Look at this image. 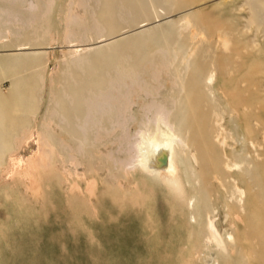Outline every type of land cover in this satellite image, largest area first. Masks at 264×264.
Instances as JSON below:
<instances>
[{
    "label": "rangeland",
    "instance_id": "obj_1",
    "mask_svg": "<svg viewBox=\"0 0 264 264\" xmlns=\"http://www.w3.org/2000/svg\"><path fill=\"white\" fill-rule=\"evenodd\" d=\"M103 1L0 0V55H9L8 64L13 68L11 70L4 69L0 71V89L2 91L6 90L9 86V79H12V83L19 90L22 89L20 90L21 93H26L23 104L22 101L19 102V99L15 97H9L7 101L1 102L3 103L2 105L0 104V107H3L7 112V116L4 118L5 129L3 128V136L0 143V148L2 147L1 149L4 151H0V156H3V153L5 154L3 157L1 156L2 159L0 158V264H117L116 261L111 262V258L108 257L107 242L103 238V236L105 237L104 206L110 197L118 199L121 195L128 196V190L123 188L124 186H121L123 190L121 187L118 188L117 182H119L118 185L120 183L124 185L126 180L132 178L134 171H132L130 163L134 162L135 158L133 156L136 155V150L134 149L136 147H134L133 141L138 137L135 131L141 128L145 129L147 133L154 131V124L150 120V117L152 118L150 115L157 109L159 103L167 111H170V122H173L175 114L178 113L183 104L184 106H188V108L192 107V110H188L190 114L187 111V125L192 124L193 126V123L197 124L200 119L202 123V133H200H205L203 136L205 142L208 143L211 158L220 160L221 164L225 161L230 166V171H220L219 177H226L227 179L230 176H236L240 178L236 184L232 181H226L224 187L219 189L220 186L214 182L215 179L208 177L212 176L210 174L211 166L205 165V167L202 161L199 160L200 156L196 151L197 144L193 141V133H186L184 129L180 131L179 135L182 140L189 139L187 142L191 145V149L189 150H186L182 146L181 148H177V155L179 158L181 157L180 159L178 158V161L180 163L184 162L180 165L181 167L183 166V171L186 173L185 182L187 184L185 183L184 195L188 196L184 197L186 202L184 201L183 205L180 203L176 204L173 200L171 205H175L176 210L182 215L185 214L183 215L184 217H190L189 221L191 225L198 227L201 239L193 240L195 241L194 244H197L195 246L200 248V246L206 245L205 250L201 249L198 251L196 255L198 258L195 260L198 263L194 262V264H216V246L209 239V234L204 229L205 224L212 221L221 242L226 244L229 241L233 228L229 225L228 218L223 215V204L227 203L230 208H236L237 210L247 200L249 190L251 196H254L260 206L264 204V195L262 194L264 193V171L261 170L263 168L261 160L264 159V130L259 121L264 116V0H234L230 3H221V7H217L219 4H215L217 1L214 0H162L163 2L161 0H157V2L156 0H152L153 5H157L152 9L153 11H150V17L139 15L138 13L140 12L138 8L136 9L137 5L134 6L131 2H127L129 0H125L126 2L124 0H114V3L117 2L114 4V8L119 7V9L117 7L119 11L113 9L115 15L119 16L116 17V15L115 17L117 18V22L119 20L118 23L122 25L119 24L116 29L117 31L114 30V32L110 33L108 30L103 31L105 28L103 27L104 23L103 21L101 23L99 20L101 12L99 10H102ZM147 1L142 0L144 4H151V0L150 2ZM170 2V5L167 4ZM131 4L134 6V9ZM205 6L209 7L208 10ZM158 15L160 18L169 17L170 15L171 18L168 19L170 21L166 24L167 26L165 24H161L160 26H157L158 24L150 25V22H153ZM233 18H235L234 21ZM163 23L165 22L163 21ZM230 23L235 26L232 27L234 29L231 28ZM144 24L150 26L139 30L136 29ZM229 24L230 27H228ZM153 26L156 29L152 28ZM158 27H162L161 29L163 30L161 31ZM169 29H172L173 32ZM155 30L161 31L164 43L168 41L174 44L171 43V45L173 44L172 46L170 43L169 45H167L168 43L164 44L163 38L160 39L161 37H159L160 33H157L158 31ZM138 32L142 39L139 38ZM140 32L145 33L146 36L140 34ZM30 33L31 35H29ZM166 33H169V35L172 33L167 40ZM117 35L120 37L117 39L119 41L115 40L117 44H114L113 40L111 43L109 42L110 45H105L107 48L104 46L105 48L102 52H104V55H108L107 57H104L103 53L102 55L101 53H96L95 55L94 52L96 51L90 49L95 43ZM234 35H237V37ZM224 36L230 38V45L228 44V38ZM232 37L235 38L232 39ZM140 39V42H143L144 46L139 43ZM122 41L127 49L124 45L118 44ZM157 41L162 42V45L160 44V46ZM234 41L235 43H233ZM155 43L157 46L154 45ZM236 43H238V46ZM76 44L87 47L90 51L86 50L80 56L79 54L75 55L76 57L71 56L66 51L71 50L69 46H77ZM115 45L121 47H115ZM223 45L227 46L225 47V51L222 48ZM108 46L109 48L111 47L110 49L112 47H115L114 49L119 48L124 53L118 50L117 52L115 50L112 51L113 49L108 51ZM128 49H131V51ZM106 50L109 54H105ZM175 50H178L176 51L177 53L173 52ZM31 52L38 54L41 61L43 59V62L40 61L42 64L44 63L43 69H41L43 72L41 70L35 72L26 65H23L25 66L23 67L19 64L18 56L22 53ZM62 52H65L66 55L68 53V55L66 56L64 53L63 57L61 55ZM82 56L87 58V60L83 59ZM102 56L104 57L103 60ZM116 56L121 57L120 59L122 60L117 58L120 60V64L122 62L124 65H129V67H126L128 69L125 70L129 74L132 71L131 75L120 76V74H125L126 71L120 73L123 72L121 68L125 66L120 65L118 62L116 63V61L111 62L112 57L115 58ZM81 57L83 60L80 59ZM173 57H175L176 62ZM92 59H98L99 62L101 60L105 61L104 64L108 67L107 70L103 63H97L95 60L93 64L91 62ZM136 60L137 63L139 62L138 65H136ZM72 61H75V65L72 64ZM172 63L173 66L171 65ZM2 64L3 62L0 61V66ZM96 64L99 66V69H97ZM139 64L141 65L139 66ZM79 65L82 69H80ZM142 65L146 66L142 68ZM13 66L16 67L14 68ZM19 66L23 69H19ZM72 66H76L75 69ZM110 66H112L113 70ZM100 67L102 71L105 69L106 73L100 72ZM135 68L136 71L139 70L141 72H136L139 75L137 74L136 77H133ZM95 69L100 73L97 74ZM117 69L121 71L119 72ZM142 69H144V72ZM79 70L80 72L84 70L82 72L83 75L78 74ZM92 70L93 72H91ZM176 70L178 71L175 73ZM111 71L115 73V76H118L117 78L122 76L132 77L128 79L122 77L123 80H116ZM66 72H70L71 74L68 73L69 75H67ZM101 73L105 74L104 79H106L107 73H110L107 75L108 78L104 80L105 83L107 82L105 85L107 87L104 84L103 86L107 89L111 83L114 84L115 82L121 87L120 92L117 90L119 88H116L118 86H113L114 90H111L112 85L110 86L111 91H103L105 88L102 85L103 89H98V91L102 90V93H97V90H93L95 89L93 86L99 83L97 78L101 76ZM188 74L189 76H187ZM76 75H78L77 78ZM205 75H210V77L212 75L211 78L213 80L207 76L210 78H208L209 81L211 80L208 83ZM68 76H71V83L68 80ZM109 76L114 77L115 81L111 79V82ZM34 77L36 78L35 80ZM93 77L96 79V83L87 86L88 91L83 89L86 88V85H83L84 87L82 88V82L86 84ZM32 78L33 81H30ZM40 79L41 81L44 79V81L40 82ZM199 79H202L201 82H199ZM25 80L28 81L26 82ZM57 80L61 83L58 84ZM25 82L28 84V89ZM62 82H65V86ZM40 83L44 84L41 85ZM66 83L70 84L66 85ZM78 83L81 84L79 85ZM99 84L96 86L97 88L100 87ZM72 85L76 86L72 88ZM58 86L60 89L63 87L61 92L55 91L59 89H57ZM40 87L42 88L41 91ZM78 87L82 91H85L82 95L79 92L81 89L77 90L79 97L75 98V100L71 93L72 89L74 90ZM35 90L38 93L34 92ZM94 91L97 93L94 94H100V96H90V93ZM86 92L89 94L87 95ZM59 93L66 100L68 109L70 107V110L67 109V112H65L66 114L55 109L56 106H59L57 101H55V97H58ZM182 95H185L187 103ZM36 98L38 99L36 100ZM68 100L69 102H74L69 103ZM79 100L85 104H81ZM53 101L57 105H52ZM31 102H34L33 105H37H34L35 109L37 108L36 110L32 109L34 106L29 107ZM85 105L88 108H82ZM74 106L78 107H76L78 109L77 113L82 111L83 114L78 113L79 116L76 115L75 111L71 109ZM79 107L81 108L80 111ZM76 108L74 107L73 109ZM213 108L216 109L213 110ZM244 108L246 110L243 111ZM52 109H54V113ZM87 110H89V113ZM135 112L137 113L136 115H134ZM29 113L32 114L30 115ZM107 113L111 116H105ZM54 114H57V116ZM102 115L105 117H102ZM217 115L219 116L217 117ZM85 116H87V120L89 118L88 124L85 121ZM146 116L147 118H144ZM133 117L136 122L132 121V123L131 118ZM214 117H217V121L214 120ZM83 118L85 119V122L83 121L84 124L81 123ZM139 118H142V122H140ZM147 119L152 122L150 123ZM70 120L75 125L80 124V128L77 126L80 130L90 131L88 135L85 134L86 131L83 133V131L79 130L77 133L82 137L77 138L73 134L72 137L69 133L71 129L69 126ZM98 121H100V124ZM138 121L139 123L137 124ZM12 122L14 123L10 125ZM143 123L144 128L141 127ZM213 123H216V126ZM204 124L205 126H203ZM100 125L102 126L100 127ZM107 125L109 129H107ZM87 127L91 128L88 129ZM68 128L70 129L68 130ZM78 128L75 127L77 131ZM163 129L161 128L158 131L160 137L164 136ZM105 131L108 135L112 134V136H108L106 133L103 134ZM111 131L115 132L112 133ZM93 132L95 136H92L91 133ZM99 134L101 137L107 135L109 138L106 136L105 140L102 141V138H99ZM214 136H219L215 139L217 140L216 142H212ZM61 139L62 141H60ZM85 140L86 142H84ZM87 141H92L94 145H92V142L90 144ZM95 141L96 143H94ZM221 141L222 144L224 141L223 145H220ZM250 144L254 146L252 147ZM192 153L197 155L198 159L196 162L190 157ZM237 153L238 156L235 157L234 155H237ZM241 154L243 157L240 156ZM7 161L9 162L6 163ZM9 165L10 168L7 171ZM234 165L240 166L237 168ZM128 170L129 172H127ZM73 183L75 185L69 187V184ZM260 183L261 185H259ZM257 184L259 187H257ZM35 185H39V187L37 186L38 189ZM84 186H88L89 188L91 186V190L87 187L86 189L92 191V195L87 190L85 192ZM31 189L35 192L31 191ZM103 190L104 192H102ZM242 191L243 195L241 194ZM255 252H257L256 249ZM259 259L261 260L262 258L260 257ZM259 259L255 258L256 261H260ZM256 263L255 261L253 262V264ZM130 264H139V262L134 259Z\"/></svg>",
    "mask_w": 264,
    "mask_h": 264
},
{
    "label": "bare ground",
    "instance_id": "obj_2",
    "mask_svg": "<svg viewBox=\"0 0 264 264\" xmlns=\"http://www.w3.org/2000/svg\"><path fill=\"white\" fill-rule=\"evenodd\" d=\"M119 1H121V0H119ZM125 1V0H124ZM155 1V0H154ZM162 1V0H161ZM214 1H217L215 4H219V5H217V7L219 6V7H221L220 6V4L221 3H230V2H232V1H234V0H214ZM250 1V0H249ZM248 1V2H249ZM116 2V1H115ZM126 2V1H125ZM127 2H131L134 6L135 5H137V7H136V9L138 8V10H139V12L140 13H138L139 15H142V17L143 16H145V17H150L151 16V13H150V11L153 9V8H155V6L157 5H153V3H152V0H151V4H149L148 5V3L145 5L143 2H142V0H129V1H127ZM147 2H150V0H148ZM156 2H157V0H156ZM163 2V1H162ZM169 2V1H168ZM201 2V1H200ZM246 2V1H245ZM117 3V2H116ZM116 3H114V0H104L103 1V6H101L102 7V10L100 9L99 11H101L100 12V22L101 21H103V27H105L104 29H103V27H102V29H103V31H105V30H108L109 31V33L110 32H114V30H116L117 28H118V25L119 24H121V23H118L119 22V20H118V22H117V18L116 17H119L117 14V16L115 15V11L114 10H116L117 9V7H116V9L114 8V4H116ZM165 3H166V1H165ZM212 3V2H211ZM214 3V2H213ZM132 4H131V6H132ZM167 4H171V2L170 3H167ZM166 4V5H167ZM192 4V3H191ZM199 4V3H198ZM204 4V3H203ZM207 4V3H206ZM244 4V3H243ZM250 4V3H249ZM148 5V6H147ZM174 5V4H173ZM210 5V4H209ZM212 5H214V4H212ZM129 6V5H128ZM134 6H132L133 7V9H134ZM168 6V5H167ZM190 6V5H189ZM201 6V5H200ZM241 6V5H240ZM250 6V5H249ZM207 7V10H208V6H205V8ZM213 7H215V6H213ZM212 7V8H213ZM252 7V6H251ZM7 8V7H6ZM131 8V7H130ZM194 8V7H193ZM216 8V7H215ZM114 9V10H113ZM118 9H119V7H118ZM116 10V11H119V10ZM125 9H126V7H125ZM132 9V8H131ZM132 9V10H133ZM192 9V8H191ZM190 9V10H191ZM186 10V9H185ZM195 10H196V8H195ZM201 10V9H200ZM98 11V12H99ZM153 11V10H152ZM187 11V10H186ZM234 11V10H233ZM232 11V12H233ZM185 12V11H184ZM190 12V11H189ZM188 12V13H189ZM181 13H183V12H181ZM186 13V12H185ZM184 13V14H185ZM98 14V13H97ZM96 14V15H97ZM179 14V13H178ZM190 14V13H189ZM177 15V14H176ZM98 16V15H97ZM116 16V17H115ZM182 16V15H181ZM228 16V15H227ZM251 16V15H250ZM169 18H171L170 17V15H169V17H165V18H160V16L158 15V16H156V19L153 21V22H150V25H152V24H158L157 26H160L161 24H167V23H169V21L170 20H168ZM237 18V17H236ZM149 19V18H148ZM234 19L235 18H233V21H234ZM245 19V18H244ZM97 20V19H96ZM135 20V19H134ZM168 21V22H166V21ZM98 21V20H97ZM133 21V20H132ZM163 21L165 22V23H163ZM175 22V21H174ZM173 22V23H174ZM102 23V22H101ZM100 23V24H101ZM234 23V22H233ZM231 24V23H230ZM230 24H229V26L228 27H230ZM234 24H236V23H234ZM240 24V23H239ZM238 24V25H239ZM102 25V24H101ZM122 25V24H121ZM150 25H148V24H144V25H142V26H140V27H137L136 29H141V28H144V27H146V26H150ZM164 25V26H165ZM246 25V24H245ZM163 26V25H162ZM167 26V25H166ZM165 26V27H166ZM171 27V26H170ZM232 27H235L234 25H232L231 24V28ZM239 27H240V25H239ZM242 27V26H241ZM243 27H244V25H243ZM242 27V28H243ZM247 27V26H246ZM120 28V27H119ZM151 28V27H150ZM152 28H154V29H156V27L155 26H153ZM159 29H161L162 27H158ZM230 28V29H231ZM237 28V27H236ZM166 29V28H165ZM232 29H234V28H232ZM239 29V28H238ZM255 29V28H254ZM150 30V29H149ZM153 30V29H152ZM151 30V31H152ZM163 29H161V31H162ZM170 30V29H169ZM218 30V29H217ZM117 31V30H116ZM154 31V30H153ZM155 31H158V30H155ZM160 31V32H161ZM170 31H172V29L170 30ZM255 31V30H254ZM69 32V31H68ZM159 31L157 32V33H160ZM168 32V31H167ZM173 32V31H172ZM218 32V31H217ZM231 32V31H230ZM107 33V32H106ZM165 33V32H164ZM219 33V32H218ZM218 33H216L217 35H218ZM222 33V32H221ZM235 33V32H234ZM237 33V32H236ZM256 33V32H255ZM140 34H144L145 35V33H143V32H140ZM167 34V38H166V40L168 39V37L172 34H170L169 35V33H166ZM29 35H31V33L29 34ZM138 35H139V32H138ZM160 36L159 37H161L160 39H162L163 38V34L162 33H160L159 34ZM220 35V34H219ZM237 35H239V34H237ZM237 35H234V36H236L237 37ZM256 35V34H255ZM261 35H262V33H261ZM108 36V35H107ZM136 36H137V34H136ZM140 36V35H139ZM146 36V35H145ZM138 37V36H137ZM137 37H135V38H137ZM218 38H219V36H217ZM225 38H228L227 36H224ZM239 37V36H238ZM240 37H241V35H240ZM239 37V38H240ZM30 38V37H29ZM31 38H32V36H31ZM120 37H119V35H117V36H114V37H111V38H109V39H107V40H104V41H100V42H97V43H95L94 44V46L93 47H91L90 49H93L94 51H96V52H94L93 50H91L92 52H94L95 53V55H96V53H101V55H102V53H103V56L104 57H107L108 55H104V52H102L103 50H104V48L106 47L105 45L106 44H108V45H110L109 44V42L111 43V41H113V43L115 44L117 41H119V40H117V39H119ZM126 38V37H125ZM129 38V37H128ZM139 38H141L142 39V37L140 36ZM156 38V37H155ZM158 38V37H157ZM224 38V39H225ZM233 38H235V37H232V39ZM141 39L139 40V43L140 44H142L143 42H140L141 41ZM170 39V38H169ZM241 39V38H240ZM245 39V38H244ZM251 39H253V38H251ZM263 39V38H262ZM115 40H117V41H115ZM143 40H145L144 38H143ZM142 40V41H143ZM165 40V41H166ZM230 40V38H228V41ZM162 41V40H161ZM172 41H173V39H172ZM219 41H220V39H219ZM227 41V42H228ZM233 41V40H232ZM242 41V40H241ZM244 41V40H243ZM246 41H248V40H246ZM157 42H159V41H157ZM156 42V43H157ZM167 43H164V38H163V43L164 44H167V45H169V43L170 42H168V41H166ZM224 42V41H223ZM237 42H238V39H237ZM156 43L154 44V45H156ZM171 43H173V42H171ZM171 43H170V45H171ZM225 43V42H224ZM233 43H235V41L233 42ZM254 43V42H253ZM256 43V42H255ZM117 44V43H116ZM119 45L121 44V45H124L125 46V44L123 43V41L121 42V43H118ZM162 45V42L160 43L159 42V45ZM163 44V45H164ZM174 44V43H173ZM172 44V45H173ZM221 44V43H220ZM229 45H230V41H229V43H228ZM258 44V43H257ZM69 45H71V44H69ZM77 45V44H76ZM119 45H115V47L116 46H118V47H121V46H119ZM135 45H138V44H135ZM143 46H144V44H142ZM160 45V46H161ZM171 45V46H172ZM225 45H227V44H225ZM232 45V44H231ZM236 45L238 46V43H236ZM105 46V47H104ZM131 46H132V44H131ZM138 46H140V45H138ZM157 46V45H156ZM170 46V47H171ZM221 46H222V44H221ZM114 47V48H115ZM126 47V46H125ZM134 47V46H133ZM135 47H137V46H135ZM169 47V48H170ZM225 47H227V46H224L223 45V50L225 51ZM68 48V47H67ZM69 48H71V50H69V51H66V52H68L71 56H75V55H78L79 54V56H80V54H82V52H85L86 50H89V48H87V47H83L82 45H77V46H74V45H72V46H69ZM107 48V47H106ZM111 48V47H110ZM109 48V46H108V51L109 50H112V51H116L117 52V50L120 52V51H122L123 52V50H119V48L118 49H114L113 47H112V49H110ZM124 48V47H123ZM122 48V49H123ZM154 48V47H153ZM180 48V47H179ZM47 49V48H46ZM126 49H127V47H126ZM125 49V50H126ZM132 49V48H131ZM131 49H128L129 51H131ZM151 49V48H150ZM246 49V48H245ZM20 50H24V49H20ZM135 50V49H134ZM250 50V49H249ZM90 51V50H89ZM107 50H106V52H105V54L106 53H108L109 54V52H108ZM152 51H153V49H152ZM176 51H178V50H175V51H173L174 53L176 52ZM244 51V50H243ZM41 52V51H40ZM111 52V51H110ZM115 52V53H116ZM121 52V53H122ZM228 52V51H227ZM245 52V51H244ZM39 53V52H38ZM65 53V52H64ZM63 52H62V56H63V54H64ZM68 53H67V55H68ZM113 53V52H112ZM124 53V52H123ZM177 53V52H176ZM41 54H43V52H41ZM171 54H173L172 52H171ZM65 55H66V53H65ZM66 55V56H67ZM101 55H99L100 57H101ZM120 55V54H119ZM118 55V56H119ZM228 55H229V53H228ZM42 56V55H41ZM40 56V58H42ZM65 56V57H66ZM102 56V60H103V57ZM118 56H116L115 58L114 57H112L113 59H111L112 61L111 62H114V61H116V63L118 62H120V60H122V59H120ZM174 56V55H173ZM9 55H5V56H2V55H0V61H2L3 62V64L0 66V71H3L4 69H7V70H11V69H13L9 64H8V60H9ZM64 57V56H63ZM76 57V56H75ZM78 57V56H77ZM83 57V56H82ZM82 57L80 58V59H82ZM97 57H98V55H97ZM177 57V56H176ZM117 58H119V59H117ZM147 58H148V56H147ZM174 58V61L176 60L175 59V57H173ZM172 58V59H173ZM79 59V60H80ZM83 59H86L87 60V58H84L83 57ZM82 59V60H83ZM110 59H108V60H110ZM115 59H117V60H119V61H117V60H115ZM146 59V58H145ZM171 59V60H172ZM237 59H239L238 57H237ZM246 59V58H245ZM259 59V58H258ZM264 59V58H263ZM93 60V61H92ZM91 60V62L93 63H95V60H96V62L97 63H105V61H100L99 62V60L98 59H92ZM141 60V59H140ZM234 60V59H233ZM232 60V61H233ZM241 60V59H240ZM18 61L20 62L19 64H21L22 66L23 65H26L27 67H29L31 70H33V71H35V72H37V71H40L41 69H43L42 67L44 66V63L42 64L41 62H43V59H42V61H41V59H39V56H38V54H34V53H22V54H20L19 56H18ZM41 61V62H40ZM76 61V60H75ZM75 61L73 62L72 61V64H74L75 65ZM81 61V60H80ZM144 61H146V60H144ZM239 61V60H238ZM256 61V60H255ZM82 62V61H81ZM88 62V61H87ZM109 62V61H108ZM136 63H137V60L135 61ZM171 62V61H170ZM176 62V61H175ZM174 62V63H175ZM234 62V61H233ZM93 63V64H94ZM139 63V62H138ZM138 63L136 64V65H138ZM145 63V62H144ZM143 63V64H144ZM197 63V62H196ZM239 63V62H238ZM87 64V63H86ZM85 64V65H86ZM120 64V63H119ZM142 64V63H141ZM141 64H139V66L141 65ZM82 65H83V63H82ZM97 65V64H96ZM99 65H101V64H99ZM105 65V64H104ZM110 65V64H109ZM112 65L114 66V64L112 63ZM116 65V64H115ZM118 65V64H117ZM120 65H124L122 62H121V64ZM119 65V66H120ZM135 65V66H136ZM172 66H173V63L171 64ZM229 65H231V64H229ZM234 65V64H233ZM80 66V65H79ZM86 66H88V65H86ZM106 66V70H107V65H105ZM125 67L124 68H121L122 70H123V72H120L121 70L119 69H117L120 73H124L126 70L125 69H128V68H126L127 66L129 67V65L128 64H126V65H124ZM134 66V65H133ZM138 66V67H139ZM146 66V65H142V68H144V67ZM235 66H236V64H235ZM250 66V65H249ZM14 67V66H13ZM16 67V66H15ZM14 67V68H15ZM18 67V66H17ZM23 67H25V66H23ZM73 67V66H72ZM76 67V66H75ZM75 67H73L74 69H75ZM98 67V68H97ZM97 67H94V68H97V69H99V66L97 65ZM101 67H104V66H101ZM101 67H100V72H105L106 73V71H102V69H101ZM111 67V69H112V66H110ZM121 67V66H120ZM123 67V66H122ZM137 67V68H138ZM190 67V66H189ZM23 69L22 67H20L19 66V69ZM114 68V67H113ZM115 68H116V66H115ZM179 68V67H178ZM193 68H195L194 66H193ZM232 69H233V67H231ZM29 69V70H30ZM80 69H82V67L80 66ZM97 69H95V72L97 71ZM132 69V68H131ZM131 69H129V70H131ZM174 69V68H173ZM66 70H67V68H66ZM84 70H86V69H84ZM84 70H82V72L84 71ZM110 70V69H109ZM108 70V71H109ZM113 70V69H112ZM128 70V71H129ZM143 70V72H144V69H142ZM175 70V69H174ZM188 70V69H187ZM202 70V69H201ZM204 70V69H203ZM206 70V69H205ZM235 70V69H234ZM42 71V70H41ZM90 71V70H89ZM178 70H176L175 71V73L177 72ZM232 71V70H231ZM43 72V71H42ZM76 72V71H75ZM79 72V73H78ZM77 73L78 74H80V75H83L82 74V72H80V70L78 71ZM86 72H88V71H86ZM86 72H85V74H86ZM91 72H93V70L91 71ZM99 71H97L96 73L98 74V73H100ZM110 72V71H109ZM112 73H113V71H111ZM127 72V71H126ZM126 72H125V74H120V76L121 75H128L129 73L127 72V74H126ZM132 71H130V74L129 75H131L132 73H131ZM135 73L136 72H141V71H136V68H135V71H134ZM133 72V73H134ZM228 72V71H227ZM229 72H230V70H229ZM41 73V72H40ZM39 73V74H40ZM64 74H65V72H63ZM69 74H71L70 72H68ZM67 72H66V74L67 75H69ZM117 74H118V72H116ZM134 73V75H132L133 77H136L137 76V74L139 75V73H136L135 74ZM224 73V72H223ZM232 73V72H231ZM64 74H63V76H64ZM72 74H74V73H72ZM95 74V73H94ZM108 74H110V73H107V75ZM141 74V73H140ZM194 74V73H193ZM213 74V73H212ZM228 74V73H227ZM42 75V74H41ZM40 75V76H41ZM59 75H61V74H59ZM96 75V74H95ZM101 76L100 77H96L97 78V81L100 83H98L99 85H100V87L99 88H97L96 86H98V84L96 83V79L94 78H92L89 82H86V84L85 83H83L82 82V84L81 83H78L79 85L81 84L82 85V88L84 87L83 85H86V88H83V89H85V90H87V86H89V85H94L95 83V85L93 86V88L95 87V89H93V90H97V93L99 92H101V91H98V89L100 90V88L101 89H103V87L107 84V82L105 83V81L104 80H106L108 77H107V75H106V79H104V75L105 74H100ZM112 75V74H111ZM113 75L115 76V73H113ZM195 75V74H194ZM204 75V74H203ZM202 75V76H203ZM260 75V74H259ZM262 75V74H261ZM39 76V77H40ZM62 76V77H63ZM77 76L78 75H76V78H77ZM132 76H129V77H132ZM187 76H189V74L187 75ZM206 76V75H205ZM207 76H209L210 77V75H207ZM206 76V77H207ZM228 76V75H227ZM230 76V75H229ZM43 77V76H42ZM65 77V76H64ZM71 77V76H70ZM70 77L68 76V80H69V82H70ZM112 76H109V79L111 80H113V81H115L114 80V77H112ZM118 76H115V79L116 80H118V79H121V80H123V78H125L126 76H122V77H120V78H117ZM128 76L126 77L127 79L129 78ZM195 77H197V76H195ZM209 77H207V80L206 81H208V83H210L211 82V80H213L211 77H212V75H211V80L209 81ZM217 78H218V76H216ZM262 77V76H261ZM41 78V77H40ZM65 78H67V77H65ZM100 78V79H99ZM125 78V79H126ZM183 78V77H182ZM188 78V77H187ZM200 78V77H199ZM209 78V79H208ZM25 79V78H24ZM36 78L34 77V80H35ZM58 79H59V77H58ZM61 79V78H60ZM59 79V80H60ZM64 79V78H63ZM124 79V80H125ZM134 79V78H133ZM179 79H181V78H179ZM219 79V78H218ZM19 80V79H18ZM59 80H57L58 81V84H60L59 83ZM67 80V81H68ZM78 80V79H77ZM112 80H111V82H112ZM132 80V79H131ZM196 80H197V78H196ZM200 81L199 82H201V80L202 79H199ZM15 81V80H14ZM26 81V80H25ZM28 81V80H27ZM26 81V82H27ZM30 81H33V78L30 80ZM40 82H42V81H44V79L41 81V79L39 80ZM60 81H62V80H60ZM64 81V80H63ZM72 81H74V80H72ZM108 81V80H107ZM185 81V80H184ZM188 81V80H187ZM198 81V80H197ZM205 81V80H204ZM25 82V83H26ZM80 82V81H79ZM110 82V81H109ZM151 82V81H150ZM153 82V81H152ZM198 82V83H199ZM227 82H229V81H227ZM65 83V82H64ZM63 82H62V84L65 86V84H64ZM71 83V82H70ZM69 83V84H70ZM75 83V82H74ZM197 83V82H196ZM203 84H204V82H202ZM201 83V84H202ZM27 84V83H26ZM33 84H35V83H33ZM41 85L42 84H44V83H40ZM69 84H67L66 83V85H69ZM88 84V85H87ZM103 84H104V86H103ZM200 84V85H201ZM23 85V84H22ZM31 85V84H30ZM78 85V86H79ZM101 85L103 86V87H101ZM112 85V86H111ZM182 85V84H181ZM24 86V85H23ZM22 86V87H23ZM44 86V85H43ZM52 86V85H51ZM50 86V87H51ZM74 86H76V85H72L71 87L73 88ZM110 86H111V88H110ZM110 86H108V90L105 88V87H107V86H105L104 88L106 89H104L103 91H111V90H114L113 89V86L115 87V86H118L115 82H114V84H110ZM241 86H242V84H241ZM244 86V85H243ZM21 87V88H22ZM28 87V84L26 85V88ZM53 87V86H52ZM69 87V86H68ZM29 88V87H28ZM27 88V89H28ZM59 88V86L57 87V89ZM63 88V87H62ZM61 88V89H62ZM90 88V87H89ZM116 88H119V89H117L118 91L120 90V86H118V87H116ZM182 88H183V86H182ZM181 88V89H182ZM25 89V88H24ZM23 89V90H24ZM26 89V90H27ZM51 89V88H50ZM53 89V88H52ZM61 89L59 88L58 90H55L56 92L58 91V92H61ZM81 88L80 87H78V88H75L74 90L72 89V95H73V97H74V99L75 98H77V97H79V95H78V92H77V90L79 91ZM91 89V88H90ZM111 89V90H110ZM205 89V88H204ZM255 89V88H254ZM20 90H22V89H20ZM17 87H16V85L14 84V83H12V79H9V86H8V88L6 89V90H4V91H2L1 89H0V104L2 105L3 103H1V102H5V101H7L8 100V98L9 97H15V98H17V99H19V102L20 101H22V104H23V102H25L24 100H25V95H26V93L24 94V93H21V91H20ZM42 90V88L40 87V91ZM60 90V91H59ZM69 91H70V89H68ZM85 90H83L82 91V89L79 91L80 92V94H84V91ZM89 90V89H88ZM87 90V91H88ZM93 90H90V91H93ZM50 91V90H49ZM53 91V90H52ZM63 91V90H62ZM65 91V90H64ZM67 91V90H66ZM69 91H67V92H69ZM89 91V92H90ZM24 92V91H23ZM34 92H37V90H35ZM120 92V91H119ZM30 93H31V91H30ZM38 93V92H37ZM53 93V92H52ZM65 93V92H64ZM87 93V92H86ZM94 93H96V91H94L93 93H90V96L91 95H93V96H100V94H98V95H96V94H94ZM102 93V92H101ZM208 93V92H207ZM65 94H67V93H65ZM70 94V95H71ZM82 94V95H83ZM89 93H87V95H88ZM184 94V93H183ZM247 94V93H246ZM260 94V93H259ZM38 95V94H37ZM55 95V94H54ZM81 95V96H82ZM28 96H29V94H28ZM56 96H57V94H56ZM68 96V95H67ZM92 96V97H93ZM182 96H184V98H185V102L187 103V99H186V97H185V95H182ZM55 97V96H54ZM69 97V96H68ZM71 97V96H70ZM72 97V98H73ZM86 97V96H85ZM84 97V98H85ZM27 98V97H26ZM35 98V97H34ZM53 98V97H52ZM56 98V100L55 101H57V103H58V105L59 106H56V111H60L61 113H65V112H67V109H68V107H67V102H66V100L63 98V96H60V93H59V95H58V97H55ZM89 98H91V97H89ZM99 98H101V97H99ZM98 98V99H99ZM38 98H36V100H37ZM40 99V98H39ZM71 99V98H70ZM73 99V100H74ZM12 100V99H11ZM31 100V99H30ZM35 100V101H36ZM76 100V99H75ZM74 100V101H75ZM80 100H81V98H80ZM79 100V102H81ZM100 100V99H99ZM32 101V100H31ZM51 101V100H50ZM72 101V100H71ZM74 101H72V102H74ZM212 101V100H211ZM18 102V101H17ZM16 102V103H17ZM68 102H69V100H68ZM72 102H69V103H72ZM179 102V101H178ZM177 102V103H178ZM202 102V101H201ZM209 102V101H208ZM207 102V103H208ZM15 103V104H16ZM32 103V102H31ZM31 103L29 104V107L31 106V107H33L34 105H33V103H32V105H31ZM49 103V102H48ZM84 102H81V104H83ZM136 103V102H135ZM180 103V102H179ZM178 103V104H179ZM205 103V102H204ZM81 104H79L80 106H83V105H81ZM85 104V103H84ZM182 104V103H181ZM181 104H180V106H181ZM202 104V103H201ZM209 104V103H208ZM211 104H212V102H211ZM17 105V104H16ZM52 105H57L56 103L54 104V101H53V104ZM52 105L50 104V106L52 107ZM71 105V104H70ZM207 105V104H206ZM21 106V105H20ZM26 106V105H25ZM35 106H37V105H35ZM35 106L32 108V109H35ZM49 106V107H50ZM87 105H85V107H82V108H88V107H86ZM89 106V105H88ZM164 106V105H163ZM225 106V105H224ZM18 107H19V104H18ZM47 107V106H46ZM51 107H50V109H51ZM57 107H59V109H57ZM67 107V108H66ZM75 108L77 107V106H74ZM74 107H72L71 109H72V111L74 110L75 111V114L76 115H78L79 116V114L78 113H82V111H80V107H79V111L80 112H78L77 113V111H78V107L76 108V109H73ZM24 108H26V107H24ZM23 108V109H24ZM175 108V107H174ZM180 108V107H179ZM229 108V107H228ZM37 109V108H36ZM35 109V110H36ZM189 109H191L192 110V107L190 108H188V106H184V104L181 106V108L178 110V113L177 114H175L176 116L174 117V120H173V122H170L171 120L169 119V110L167 111L166 110V108L165 107H162V105H160V103L157 105V109L152 113V115H150V116H152V118L150 117V120H152V121H150L149 119H147V120H149V122L151 123L152 122V124H154V131L152 132V133H147L146 132V130L145 129H142L141 127H143L144 128V123L146 124V122H144L142 125H141V129H138V131L136 130L135 132H137L136 134L138 135V137L137 136H135V137H137V139L136 140H134L133 141V143L135 144L134 145V147H136V148H134L135 150H136V152H135V154L136 155H134V156H136V157H134L133 156V158H135V160L134 159H132V160H134V162L133 163H130L131 165H132V171H134V174L132 175V178H130L129 180H126L125 182H124V185H122V183H120L119 185H118V183L119 182H117V187L118 188H120L121 186L123 187V188H125V189H127L128 190V196H123V195H121L120 197H118V199L117 198H113V197H110V198H108V200L106 201V203H105V206H104V212H103V215H104V228H105V237L103 236V238H104V240L107 242V254H108V257H110L111 258V262H117V264H130V263H132L133 261H134V259H136V261H138L139 262V264H194V262H197V261H195L198 257L196 256L197 255V253H198V251L199 250H205L206 248V245H203V246H200V248L198 247L197 248V246H195V244H194V242L198 239V240H200L201 239V236H200V233H199V230H198V227H196V225H191L190 224V221H189V218L190 217H188V216H183V215H185V214H181L178 210H176V208L173 206V205H171V202H172V200L173 201H175L176 202V204H178V203H180L181 205H183V203H184V201H185V198L188 196V195H184L185 194V185L187 184L186 182H185V177H186V173L183 171L184 170V168H182L181 167V165L184 163H180L179 161H178V155H177V148H181V146L183 147V148H185L186 150H189V149H191V145H189L188 144V140H182V138H181V136L179 135V133H180V131H182L183 129H184V132H186V133H193V136H194V139H193V141H195L196 142V151H197V153L199 154V156H200V158H199V160H201L202 161V163L204 164V166L205 165H210L211 166V170H210V174L212 175V176H208V177H213V179H215V181L214 182H216L217 183V185H219L220 186V188L219 189H221L222 187H224V183L226 182V181H232L233 183L235 182V184L239 181V179L240 178H238V177H236V176H230V177H228L227 179H226V177H219V172L220 171H222V170H228V171H230L229 169H230V166L227 164V162H225L224 161V163H220V160H216V159H214L213 157L211 158V154H210V150H209V148H208V143H206L205 142V138H204V134H201L202 132V127H201V125H202V123H201V121H200V119H199V121H198V123L197 124H194L193 123V126H192V124L191 125H187V121H186V117H187V114L189 113L190 114V112L188 111ZM216 109V108H215ZM214 108H213V110H215ZM249 109V108H248ZM53 110L54 109H52V112H53ZM68 110H70V107H69V109ZM84 110V109H83ZM244 110H246L245 108L243 109V111ZM21 111V110H20ZM26 111V110H25ZM30 111V110H29ZM88 111V113H89V110H87ZM86 111V112H87ZM137 111H139V110H137ZM187 111H188V113H187ZM32 112H33V110H32ZM55 112V111H54ZM53 112V113H54ZM108 112H110V111H108ZM211 112H212V110H211ZM257 112V111H256ZM7 112H6V110L3 108V107H0V143H1V141H2V136H3V133H2V131L5 129V122H4V118H6V116H7V114H6ZM12 113V112H11ZM37 113V112H36ZM58 113V112H57ZM68 113H70V112H68ZM111 113V112H110ZM209 113H210V110H209ZM214 113V112H213ZM13 114V113H12ZM17 114V113H16ZM30 115L32 114V113H29ZM28 114V115H29ZM66 114V113H65ZM74 114V113H73ZM83 114V113H82ZM137 113L135 112L134 113V115H136ZM218 114V113H217ZM232 114V113H231ZM8 115H9V113H8ZM15 115V114H14ZM34 115V114H33ZM54 115H56L57 116V114H54ZM85 115V114H84ZM109 116L110 114L109 113H107L105 116ZM115 115V114H114ZM132 115V114H131ZM145 115H148V114H145ZM148 115V116H149ZM214 115V114H213ZM216 115V114H215ZM13 116V115H12ZM27 116V115H26ZM50 116V115H49ZM81 116V115H80ZM104 115H102V117H103ZM104 116V117H105ZM111 116V115H110ZM141 116H143L142 114H141ZM174 116V115H173ZM219 115H217V117H218ZM83 117V116H82ZM132 117V116H131ZM216 117V118H217ZM233 117V116H232ZM236 117V116H235ZM86 120H85V119ZM83 118V120H81L82 122V124H84L83 123V121L85 120V121H87V124H88V120H89V118H88V120H87V116H85ZM112 118V117H111ZM144 118H147V116L146 117H144ZM171 119H172V117H170ZM215 118V117H214ZM213 118V119H214ZM216 118L214 119V120H216ZM14 119V118H13ZM12 119V120H13ZM65 119V118H64ZM82 119V118H81ZM104 119V118H103ZM110 119V118H109ZM140 119V118H139ZM142 119V118H141ZM140 119V120H141ZM188 119V118H187ZM100 120H102L101 118H100ZM264 116H262L261 118H260V123H261V125H262V127H263V130H264ZM84 121V122H85ZM132 121H134V117L133 118H131V122ZM144 121V120H143ZM217 121V120H216ZM16 122V121H15ZM134 122H136V120L134 121ZM140 122H142V120L140 121ZM214 122V121H213ZM14 122H12V123H10V125L11 124H13ZM19 123V122H18ZM30 123V122H29ZM34 123V122H33ZM51 123V122H50ZM98 123L100 124V121H98ZM103 123H104V121H103ZM107 123V122H106ZM133 123V122H132ZM139 123V121L137 122V124ZM256 123V122H255ZM7 124V123H6ZM87 124H85L86 126H87ZM135 124V123H134ZM211 124V123H210ZM213 124H215V126H216V123H213ZM246 124V123H245ZM23 125V124H22ZM33 125V124H32ZM80 124H78V125H75V124H73V122H72V120H70V128H68V130L70 129V135L72 136V134L75 136V137H77V138H81L82 136H79L78 134L79 133H77V132H79V128H80V126H79ZM85 125H83L84 127H85ZM147 125H151V124H147ZM208 125V124H207ZM235 125V124H234ZM233 125V126H234ZM25 126V125H24ZM28 126V125H27ZM59 126V125H58ZM76 128H78L77 126H79V128H78V131L75 129V127ZM102 125H100V127H101ZM104 126H105V124H104ZM104 126H103V131H104ZM153 126V125H152ZM203 126H205V124L203 125ZM239 126V125H238ZM237 126V127H238ZM250 126H252V125H250ZM258 126H259V123H258ZM47 127V126H46ZM45 127V128H46ZM61 128L63 127V126H60ZM107 127V129H109L108 128V125L106 126ZM145 127H147V126H145ZM4 128V129H3ZM23 128H25V127H23ZM27 128V127H26ZM25 128V129H26ZM64 128V127H63ZM65 128H67V127H65ZM88 128V127H87ZM91 128V127H90ZM90 128H88V129H90ZM161 128H164L163 130H164V136L163 137H160L159 136V134H158V131L161 129ZM204 128V127H203ZM216 128V127H215ZM220 128V127H219ZM256 128V127H255ZM58 129H60V128H58ZM62 130V129H61ZM76 130V131H75ZM232 130V129H231ZM238 130V129H237ZM16 131H17V129H16ZM20 131V130H19ZM37 131V130H36ZM81 132L83 131V129L82 130H80ZM85 131H86V133H85ZM85 131H83V133H85L86 135H88V133L90 132V131H87V130H85ZM103 131H101V132H103ZM149 131V130H148ZM41 132V131H40ZM64 132L66 133L67 131L66 130H64ZM72 132V133H71ZM112 132V131H111ZM115 131H113L112 133H114ZM201 132V133H200ZM260 132V131H259ZM39 133V132H38ZM82 133V134H83ZM106 133V131L103 133V134H105ZM119 133H120V130H119ZM185 133V134H186ZM216 133H218V132H216ZM233 133V132H232ZM238 133V132H237ZM261 133V132H260ZM5 134V133H4ZM15 134H16V132H15ZM22 134H23V132H22ZM66 134H68V133H66ZM92 134V136H95V134H94V132L93 133H91ZM90 134V135H91ZM107 134V133H106ZM117 135H118V133H116ZM182 134V133H181ZM219 134V133H218ZM236 134V133H235ZM6 135V134H5ZM8 135V134H7ZM108 135V134H107ZM106 135V136H107ZM188 135V134H187ZM238 135V134H237ZM9 136H11V135H9ZM65 136V135H64ZM70 136V137H71ZM99 136H100V134H99ZM98 136V137H99ZM105 136V135H104ZM103 136V137H104ZM106 136L103 138V137H99L100 139L102 138V141L103 140H105V138H106ZM108 136H112V134L111 135H108ZM107 136V138H109ZM264 136V135H263ZM73 137V136H72ZM87 137V136H86ZM97 137V136H96ZM187 137V136H186ZM185 137V138H186ZM208 137V136H207ZM219 137V136H218ZM217 136H214L213 138H212V142H216L217 140H215L216 138H218ZM231 137V136H230ZM89 139H90V137H88ZM114 138V137H113ZM74 139H76V138H74ZM84 139V138H83ZM94 139V138H93ZM209 139V138H208ZM223 139V138H222ZM245 139H246V137H245ZM9 140V139H8ZM95 140V139H94ZM93 140V141H94ZM109 140V139H108ZM261 140V139H260ZM264 140V139H263ZM13 141V140H12ZM60 141H62V139L60 140ZM239 141H241V140H239ZM72 142V141H71ZM84 142H86V140L84 141ZM87 142H89L90 144H91V142L92 141H87ZM106 142V141H105ZM104 142V143H105ZM211 142V143H212ZM13 143V142H12ZM94 143H96V141L94 142ZM103 143V144H104ZM251 143V142H250ZM6 144V143H5ZM60 144V143H59ZM83 144V143H82ZM85 144V143H84ZM103 144H101V145H103ZM223 144H224V141H223ZM222 144V141H221V144L220 145H223ZM252 144V143H251ZM250 144V145H251ZM14 145V144H13ZM12 145V146H13ZM63 145H65V144H63ZM92 145H94L93 144V142H92ZM257 145V144H256ZM260 145V144H259ZM1 146V145H0ZM7 146V145H6ZM5 146V147H6ZM97 146V145H96ZM252 147L254 146V145H251ZM8 147H9V145H8ZM209 147H210V145H209ZM223 147V146H222ZM257 147V146H256ZM262 147V146H261ZM261 147H260V149H261ZM2 148V147H1ZM0 148V151H2V152H4L2 149ZM7 148V147H6ZM86 148V147H85ZM259 148V147H258ZM3 149H4V147H3ZM10 149V148H9ZM12 149V148H11ZM65 149V148H64ZM263 151V150H262ZM254 152V151H253ZM264 152V151H263ZM43 153V152H42ZM183 153V152H182ZM189 153V152H188ZM216 153V152H215ZM191 154V153H190ZM213 154V153H212ZM232 154V153H231ZM243 154V153H242ZM242 154L240 155V156H242ZM5 154L3 153V156H4ZM184 155H185V153H184ZM257 155V154H256ZM2 156V155H1ZM1 156H0V158H1ZM2 156V157H3ZM235 157H237L238 156V153H237V155L235 154L234 155ZM192 159H193V161H197V155H195V154H193L192 153V155L190 156ZM225 157V156H224ZM243 157V156H242ZM181 158V157H180ZM179 158V159H180ZM186 158H187V156H186ZM239 158V157H238ZM260 158V157H259ZM262 158V157H261ZM2 159V158H1ZM18 159V158H17ZM240 159V158H239ZM19 160V159H18ZM258 161V160H257ZM263 163H261V165L263 166V168L261 169L262 171H264V159L263 160H261ZM9 161H7L6 163H8ZM19 162V161H18ZM129 162V161H128ZM182 162V161H181ZM244 162V161H243ZM201 163V164H202ZM237 163V162H236ZM239 163H241V162H239ZM37 164H39V163H37ZM112 164V163H111ZM129 164V165H130ZM181 164V165H180ZM243 164V163H242ZM5 165V164H4ZM126 165V164H125ZM47 166V165H46ZM50 166V165H49ZM114 166V165H113ZM186 166V165H185ZM203 166V167H204ZM240 166V165H239ZM238 165H234V167H239ZM247 166H248V164H247ZM251 166V165H250ZM7 167V166H6ZM41 169H42V167L41 166H39ZM127 167V166H126ZM202 167V168H203ZM206 167V166H205ZM231 167H233V166H231ZM8 169H7V171L9 170V168H10V165H9V167H7ZM114 168V167H113ZM117 168V167H116ZM186 168H190V167H186ZM45 169V168H44ZM115 169V168H114ZM256 169V168H255ZM6 171V170H5ZM17 171V170H16ZM131 171V172H132ZM198 171V170H197ZM28 172V171H27ZM127 172H129V170L127 171ZM248 173V172H247ZM258 173V172H257ZM260 173H261V171H260ZM209 174V175H210ZM221 174H222V172H221ZM249 174H251V173H249ZM248 175V174H247ZM264 175V174H263ZM125 176H127V175H125ZM30 177V176H29ZM119 177V176H118ZM131 177V176H130ZM259 177V176H258ZM201 178V177H200ZM263 178V177H262ZM6 179H8V178H6ZM32 179V178H31ZM35 179V178H34ZM33 179V180H34ZM77 180V179H76ZM90 180H91V178H90ZM89 180V181H90ZM118 180V179H117ZM120 180V179H119ZM189 180H191V179H189ZM29 181H30V179H29ZM95 181V180H94ZM213 181V180H212ZM261 181H263V180H261ZM31 182H33V181H31ZM35 182H36V180H35ZM91 182H92V180H91ZM245 182V181H244ZM38 183V182H37ZM95 183V182H94ZM186 183V184H185ZM201 183V182H200ZM253 184H254V182H252ZM29 184H30V182H29ZM33 184V183H32ZM92 184V183H91ZM31 185V184H30ZM34 185V184H33ZM71 185H75V183H73V184H69V187L71 186ZM259 185H261V183L259 184ZM259 185L257 184V187H259ZM36 186V188H37V186L39 187V185H35ZM89 186V185H88ZM88 186H84L85 187V192H86V187L87 188H89ZM94 186V185H93ZM264 186V185H263ZM75 187V186H74ZM73 187V188H74ZM122 187H121V189H122ZM261 187V186H260ZM73 188H71V189H73ZM78 188V187H77ZM94 189H95V187H93ZM254 189H256L255 187H253ZM30 189V188H29ZM38 189V188H37ZM90 190H91V186H90V188H89ZM79 190V189H78ZM90 190H87V191H89L90 192V195H92V191H90ZM101 190V189H100ZM120 190V189H119ZM123 190V189H122ZM121 190V191H122ZM132 190H133V192H132ZM251 190H252V187H251ZM31 191H34L33 189H31ZM84 191V190H83ZM96 191V190H95ZM225 191H227V190H225ZM264 191V190H263ZM35 192V191H34ZM41 192H42V190H41ZM63 192V191H62ZM102 192H104V190L102 191ZM256 192V191H255ZM66 193V192H65ZM64 193V194H65ZM71 193V192H70ZM225 193V192H224ZM243 193V191L241 192V194ZM254 193V192H253ZM42 194H43V192H42ZM84 194V193H83ZM192 194V193H191ZM209 194V193H208ZM207 194V195H208ZM263 195H264V193H262ZM40 195V194H39ZM44 195V194H43ZM47 195V194H46ZM94 195V194H93ZM243 195V194H242ZM41 196V195H40ZM49 196V195H48ZM66 196H67V194H66ZM72 196V195H71ZM83 196V195H82ZM104 196V195H103ZM186 196V197H185ZM94 197H95V195H94ZM185 197V198H184ZM192 197V196H191ZM207 197V196H206ZM49 198V197H48ZM89 198H90V196H89ZM212 198V197H211ZM46 199V198H45ZM50 199H51V197H50ZM193 199V198H192ZM264 199V198H263ZM76 200V199H75ZM214 200V199H213ZM260 201V200H259ZM186 202V201H185ZM203 202V201H202ZM18 203V202H17ZM50 203V202H49ZM90 203V202H89ZM11 204V203H10ZM230 204H232V203H230ZM4 205V204H3ZM12 205V204H11ZM12 207H14L13 205H12ZM75 207V206H74ZM193 207V206H192ZM43 208V207H42ZM178 208V207H177ZM223 208H224V217L226 216L227 218H228V223H229V225L230 226H232V228H233V231H232V233H231V236L229 237V241L225 244L224 242L222 243L221 242V240H220V238H219V234H218V232H217V229L215 228V226L213 225V223H212V221L211 222H208V223H206L205 224V226H204V229H205V231H207L208 232V234H209V239L210 240H212L213 241V243H215V249H216V258H217V262H216V264H253V262L255 261V262H257L256 264H264V263H261V262H264V204H263V206H260L259 204H258V202H257V200L254 198V196H251V192H250V190H249V192H248V194H247V200L241 205V206H239L238 208H237V210H236V208L234 209V208H230L228 205H227V203H224L223 204ZM182 209V208H181ZM184 209V208H183ZM188 209V208H187ZM16 210V209H15ZM41 210V209H40ZM194 211H195V209H193ZM36 211V210H35ZM188 211V210H187ZM193 211V212H194ZM37 212V211H36ZM11 213H13V212H11ZM196 213V212H195ZM28 214H31V213H28ZM192 214V213H191ZM14 215V214H13ZM196 215V214H195ZM194 215V216H195ZM193 216V215H192ZM29 217V216H28ZM36 217V216H35ZM34 217V218H35ZM34 218H32V219H34ZM14 222V221H13ZM19 223V222H18ZM33 223V222H32ZM195 223V222H194ZM32 225H34V224H32ZM35 227V226H34ZM35 230V229H34ZM94 235V234H93ZM193 240H195V241H193ZM198 242V241H197ZM198 244H200V243H198ZM197 245V244H196ZM255 249L257 250V252H255ZM29 251V250H28ZM33 253V252H32ZM23 255V254H22ZM201 255H203V254H201ZM5 256V255H4ZM3 256V257H4ZM8 256V255H7ZM199 256H200V254H199ZM262 258L261 260L259 259L260 257ZM10 257V256H9ZM255 258H258L260 261H256L255 260ZM9 259V258H8ZM27 261V260H26ZM198 263V262H197ZM196 264V263H195Z\"/></svg>",
    "mask_w": 264,
    "mask_h": 264
}]
</instances>
